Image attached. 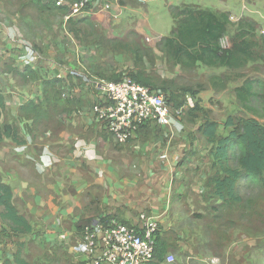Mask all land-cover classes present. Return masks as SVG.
Returning a JSON list of instances; mask_svg holds the SVG:
<instances>
[{
    "label": "rangeland",
    "instance_id": "rangeland-1",
    "mask_svg": "<svg viewBox=\"0 0 264 264\" xmlns=\"http://www.w3.org/2000/svg\"><path fill=\"white\" fill-rule=\"evenodd\" d=\"M48 1L0 0V24L6 28V36L10 30L19 33L23 40L33 45L38 55L34 66L28 70L21 69L25 67L21 63V68L13 63L0 66V92L6 91L4 96L9 105L6 108L4 104L0 126L10 125L19 140L30 141L29 147L21 152L15 151L17 143L9 138L0 143V180L14 183L13 186L21 190L13 200L15 207L34 204L38 196L42 201H52L53 209H57L62 195L69 194L57 191L59 186L53 190L55 183L62 181L63 167L59 166L62 161L71 157L75 166L79 164L80 172H88L87 166L78 162L86 161L83 157L89 151L90 156L95 153L93 160H97L100 152L103 162L109 165L108 171L115 167L123 178L136 172V184L141 190L138 197L148 195L147 200L152 203L158 193L149 195L146 192L153 190L156 183L169 189L168 209L157 234L167 244L165 257L172 255L173 262L164 260L160 264H264V189L243 187L242 202L230 208L223 207L208 184L216 171L211 157L213 144L198 132L206 119L217 123L218 137L230 131L224 127L229 117L253 118L264 125V101H248L243 106L235 94V89L246 81L264 83V0H146L143 3L105 0L90 12L91 15L83 14L69 20L65 18L67 12L53 8L52 4H48L50 8L44 7ZM104 3H109L111 9L103 10ZM184 6L230 12L231 25L220 42L221 47L229 48L240 33V39L249 44L250 60L235 69L197 64L186 70L166 60L156 46L162 38L170 36L171 8ZM83 18L87 21L80 22ZM241 20L248 24L239 31ZM250 24L254 25L252 29ZM127 38L133 42V49L140 50L141 56L146 54L142 67L157 86L153 91L169 97V90H173L176 101L185 106L179 119L180 132L149 126L137 134L135 140L136 136L124 145H117L92 119L90 110L99 97L92 84L93 78L107 81L113 75L125 78L139 68L134 64V51L123 50L122 43ZM17 39L9 40L18 45ZM5 74L12 75L11 84ZM83 74L90 77L91 83L83 81ZM53 78L64 80L63 88L57 85L54 90L43 92L42 81ZM23 87H29L28 100L21 92ZM188 100L192 107L188 106ZM197 100L198 110L191 111ZM28 102L45 109L47 116L34 121V117L21 114L20 105ZM15 103L18 106L11 107ZM62 132L67 140L57 144ZM96 141L102 145H95V148L89 145ZM45 148L57 162L42 172L38 164ZM140 161L144 168L150 169L149 176L141 172ZM164 161L171 164H164ZM68 167L73 169V166ZM164 172L168 175L167 182H162V177L158 176L162 173L165 178ZM85 178L86 175L82 176L80 181L85 182ZM46 179H52L51 183ZM95 193L99 198L103 195L99 191ZM71 194L82 196L76 191ZM82 210L85 207L81 205L75 212ZM32 233L38 234L32 229L28 234H14L8 223L0 219V242H10L15 253L19 251L20 259L28 260L25 251L31 253L32 246L38 248L37 244L48 249L39 236L35 241L24 240ZM66 247L61 243L52 247L57 251V264H81L67 253ZM16 257L13 254L11 259L14 261ZM46 260L51 262L52 259Z\"/></svg>",
    "mask_w": 264,
    "mask_h": 264
},
{
    "label": "trees",
    "instance_id": "trees-1",
    "mask_svg": "<svg viewBox=\"0 0 264 264\" xmlns=\"http://www.w3.org/2000/svg\"><path fill=\"white\" fill-rule=\"evenodd\" d=\"M48 4L51 6V2L48 1L44 7L50 8ZM57 10L67 12L65 8L57 7ZM170 14L173 20L170 36L162 38L156 48L164 53L166 60L181 69H193L197 64L211 68L235 69L242 67L250 60L249 44L240 39V33L236 35L237 39L232 41L229 48L221 47L220 42L231 25L229 13L184 6L182 9L171 8ZM86 21V18L80 20V22ZM247 24L248 21L241 20L238 23V30H242ZM249 27L252 29L254 25L250 24ZM126 40L122 43L123 50L134 51V64L139 67L136 71L129 72L127 77L156 90L157 86L154 85L150 73L142 67L143 56L145 55L146 58V54L141 56L139 49L132 48L133 42H130L128 38ZM147 59L153 64L149 56ZM29 74L31 77L34 76L31 71ZM107 79L116 83L121 81L122 77L113 75ZM57 85L63 88L65 81L58 78L45 79L42 81L43 92L54 90ZM167 90L168 88L165 91ZM169 93V97L166 94L168 101L173 102L174 107H180L181 103L176 101V92L169 90ZM194 94L192 95L195 98ZM235 94L243 106L248 101L259 99L264 101V83L259 80L246 81L241 87L235 89ZM4 107L3 98L0 96V117ZM193 109L191 111L198 110V100ZM19 111L24 116L34 117V121L47 116L46 110L33 102L20 106ZM145 127L147 125L142 126L140 130ZM224 127L230 128V131L227 135L218 137L216 136L217 123L206 119L199 126L198 132L213 144L211 157L213 168L216 171L210 177L208 184L221 201V205L230 208L242 202L241 189L243 187L259 186L264 189V125L253 118L229 117ZM5 138L15 141L17 145L26 143L24 139L19 140L17 132L7 124L0 126V143ZM0 208V219L8 223L12 233L23 235L31 232L29 223L23 215L18 213L13 204L12 190L1 180ZM166 250V242L157 234L155 250L157 263L155 264L164 261ZM16 260L18 261V257Z\"/></svg>",
    "mask_w": 264,
    "mask_h": 264
},
{
    "label": "built area",
    "instance_id": "built-area-1",
    "mask_svg": "<svg viewBox=\"0 0 264 264\" xmlns=\"http://www.w3.org/2000/svg\"><path fill=\"white\" fill-rule=\"evenodd\" d=\"M54 8H65L66 20L81 15H91L105 0H49ZM143 3L146 0H138ZM111 5L104 3L103 10H110ZM92 12V13H90ZM11 40L17 39L19 45L18 61L25 67H30L38 59L33 45L21 38L19 33L8 32ZM16 37V38H15ZM15 38V39H14ZM83 81L91 83L87 75H82ZM95 89L99 92L98 101L90 112L92 119L103 128L116 144L123 145L133 139L144 125H154L180 132L182 124L180 116L185 106L174 107L164 93L153 91L129 77L119 82L93 78ZM188 106L192 107L191 100ZM16 145L15 151L21 152L29 147ZM38 164L44 172L57 162L45 148ZM159 221L152 215L141 212L131 224L109 219L86 223L80 227V237L71 247V254L81 264H155L156 236ZM168 263L173 262V256L167 255ZM75 261V262H76Z\"/></svg>",
    "mask_w": 264,
    "mask_h": 264
},
{
    "label": "crops",
    "instance_id": "crops-1",
    "mask_svg": "<svg viewBox=\"0 0 264 264\" xmlns=\"http://www.w3.org/2000/svg\"><path fill=\"white\" fill-rule=\"evenodd\" d=\"M225 9L226 8H223V11H226ZM5 29L6 28L4 25L0 24V66L7 63H13L14 65H17L19 68H21L23 65H21L18 61V53L20 49L19 45L12 43L9 40L10 38L6 36ZM7 37L9 39H7ZM33 66L34 65L30 67H23L21 69L28 70ZM6 77L11 84L13 82L12 75L8 76L7 74ZM21 92H23L26 100L30 99L28 97L29 87H23ZM4 93H6V91ZM4 93L0 92V96L3 98V102L7 108L9 105L5 99ZM15 99L17 101V98ZM15 106L18 105L16 103L15 105H11V107ZM149 126L154 125H147V127L140 130L137 134L146 130ZM137 137L138 136H136L133 140H135ZM65 140H67L65 132H62L59 135L57 144H64ZM83 144H86L85 141H83ZM89 145L95 148V145L99 147L102 144L96 141L94 142V145ZM86 148L87 147L84 148V151ZM104 148L107 149V144L106 146L104 144ZM90 152L91 151H89V153L87 152L88 155L86 154L83 157L86 159V161L80 160L78 162L80 164L84 163L88 168V172H80L78 169L79 164L76 165V168L71 157L70 159L62 161V163L59 165L63 167V175H61L62 181H60L61 183H55L53 190L59 186L57 191H63V193L66 191L69 194L62 195L59 205L57 204V209H53L54 205L52 201H42L38 196L35 201H33L34 204L27 203L23 206H16L19 214L23 216L25 215V219L31 226V229L38 232L36 235L34 233L30 234L29 236L25 237L24 240L28 238L30 241H35L37 236H39V239L41 240L40 242L48 249H43L42 245L39 244H37L38 248L32 246L33 250H30L31 253L29 251H25V255L28 257V260L26 258H18L16 263V260L14 259L13 261L11 258L13 254H16L18 257V255H20L19 251L15 253L16 250L13 249V245L10 242H0V264H7V260L9 261V264H57V251L56 248L52 247L61 243L67 246V253L72 255L71 247L80 237L81 225L86 223H94L101 219L105 221L114 219L120 222L131 224L135 221L137 215L140 212H145L147 214L154 215L158 219L159 223H161V220L168 209L166 204L168 203L167 197L169 194V189L163 188L162 183H156L153 190L149 191V193L146 192L149 195L158 193V196L153 198L152 203L150 200H147L148 195L138 197L137 195L141 193V190L136 184L138 180L136 177V172H132L127 178L119 177V172L115 167L111 168V171H108L109 165L103 162L105 160L101 157L102 153L100 154L99 152L96 155L98 159L93 160L95 153L92 152L94 154L90 156ZM139 163L141 165L140 169L143 175L149 176L150 169L144 168L141 164V161ZM167 163L168 161H164V164ZM68 165L73 166V169H69ZM55 170L57 179V168ZM164 174L166 179L163 177L162 173H159L158 176L162 177V182H167L168 175L166 172H164ZM85 175V182H81V177H85ZM153 175L156 176V174ZM49 177L51 178V176ZM51 181L52 179H46V182L51 183ZM63 181L69 182L64 183ZM4 183L7 184L8 182L4 180ZM8 184L12 190L14 200L15 196L20 194L21 190L14 187V183ZM23 186L26 189L28 184L25 182ZM34 189L36 190V188ZM71 191H76L77 194H82V196H73ZM98 191L103 194L101 198H99L97 193H95ZM81 205L85 207V210L76 213L75 210L80 208ZM66 222H69L70 224H66ZM46 259L52 260L51 262H46Z\"/></svg>",
    "mask_w": 264,
    "mask_h": 264
},
{
    "label": "bare ground",
    "instance_id": "bare-ground-1",
    "mask_svg": "<svg viewBox=\"0 0 264 264\" xmlns=\"http://www.w3.org/2000/svg\"><path fill=\"white\" fill-rule=\"evenodd\" d=\"M139 83V82H138Z\"/></svg>",
    "mask_w": 264,
    "mask_h": 264
}]
</instances>
